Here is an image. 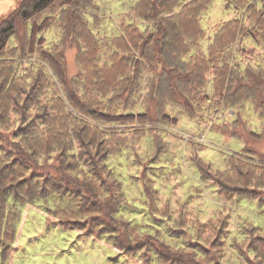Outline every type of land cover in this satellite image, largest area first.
Masks as SVG:
<instances>
[{"label":"rangeland","instance_id":"374dc122","mask_svg":"<svg viewBox=\"0 0 264 264\" xmlns=\"http://www.w3.org/2000/svg\"><path fill=\"white\" fill-rule=\"evenodd\" d=\"M26 1L0 0V24ZM136 1L56 0L28 21L16 16L17 33L0 52V173L8 183L27 176L24 182L32 186L37 177L35 187L49 189L28 203L9 201L19 217L11 242L0 233V264H264L263 148L258 145L259 155L248 156L242 141L214 132L231 130L239 114L250 130H263L252 103L229 106L219 97L224 87L216 84L222 67L240 72L264 67V29L251 10L255 6L259 12L261 2L203 0L198 17L203 36L196 39L193 54L204 52L210 70L191 117L181 116L180 107L162 115L149 100L146 66L141 88L126 109L136 119L105 123L87 110L120 116L132 93L124 91L121 81L128 66L120 57L129 51L115 37L126 35L127 25L139 26L143 35L156 27L132 13ZM192 1L184 0L175 13ZM34 32L32 49L28 38ZM216 39L228 42L212 53ZM49 54L60 59L63 76L47 62ZM110 65L115 67L105 82L102 70ZM131 77L132 67L126 79ZM43 108L70 126L75 156L42 154L25 165L14 136ZM76 125L107 134H99L100 146H113L109 137L116 143L110 154L101 151V173L96 166L90 169L85 154L81 157L82 144L72 132ZM50 130L51 124L39 126L35 136L46 138ZM92 149L90 145L86 152ZM110 168L121 184L109 177ZM58 170L78 182L64 180ZM66 213L79 227H65ZM248 224L262 234L246 231Z\"/></svg>","mask_w":264,"mask_h":264},{"label":"trees","instance_id":"16d2710c","mask_svg":"<svg viewBox=\"0 0 264 264\" xmlns=\"http://www.w3.org/2000/svg\"><path fill=\"white\" fill-rule=\"evenodd\" d=\"M55 2L56 0H28L20 4L13 14L0 24V52L7 47L9 40L17 33L15 25L17 19L15 18L18 14H21V16L28 21L36 14L48 9ZM183 2L184 0L136 1L135 5L132 6V13H135L136 18L146 22H152L150 25L156 27L153 29L152 33L143 35L139 30H142V28H138L139 26L127 25V34L125 35L123 33L115 37V43L120 44L123 50L129 51L127 55H121L120 57L121 64L125 60V64L128 66L125 67V75L123 77L121 75L124 91H132V93L130 92V100L126 101L125 112H122L120 116L117 115L118 117L111 112L102 113L99 111V113L97 110L91 109L87 110V113H97L99 120L105 123L125 124L133 122L136 117L128 114L126 109L127 106L131 105L129 103L133 102L136 98L137 94L134 95L135 91L141 88L140 80L143 79V72H145L146 66L149 67V76L146 80V85L149 89V100L156 103L158 110L163 116L168 115L167 108L180 107L183 111V113H180L181 116H190L188 114L193 113L195 107H199L198 105L200 104L197 101L198 92L206 85L208 79L207 74L210 70L207 55L204 52L193 54V51L197 48L196 39L200 35L201 37L203 36V32L201 33L200 30L202 28L201 24L198 22L200 12L203 11L201 6L203 0H194L189 5H184L181 11L175 13V10L179 6H182ZM260 2L261 10L259 12H257L258 9L255 6L251 10L256 13V19L260 20L262 25L261 28L264 29V0H260ZM128 18L133 19L131 16ZM223 34L224 32L221 35ZM31 37L28 38L31 40L30 47L34 49L37 33H31ZM76 40L80 42L79 38H76ZM129 40L134 43L136 51L131 46L132 43ZM227 42L226 40L219 41L216 39L215 44L212 46V53H216L218 49H221ZM60 53L61 52H58V54ZM187 56L189 60H187ZM46 59L58 75L63 76L60 59L51 54H49ZM163 63L165 65H163ZM114 65L104 66L102 73L104 76L106 74V76L102 78L103 81L106 82L108 73L115 67ZM130 67H132V77L127 80V70ZM217 76V86L220 87L221 85L222 88L224 87L219 91L221 100L224 99L226 104L231 107L241 104L239 108L247 102L252 103L255 111L259 114V118L264 122V67L256 71V69L249 66L244 71L240 72L238 69L231 70L226 66L220 69ZM32 88L37 89V86L32 85ZM42 110V114H36L30 122L26 123L24 126H20V131L16 132L14 137L16 139L15 143L18 144L15 146V148H17V155L23 159L25 165L32 164V156L39 155L35 157V159L38 160L39 157H42V154L49 153L50 157L54 152H59L62 154V158L65 155L66 158H70L69 160H71L75 154L73 152V144L72 146H70L71 144L69 145L70 126L65 124L63 118H60L58 115L51 117L50 112H47L48 109L43 108ZM241 118V114H239L231 130L229 128H220L214 130V132L222 131L230 135V137H235L242 141L244 144L243 152L248 156H258L259 153L256 147L261 145L263 148L262 154L264 155V127L262 132L258 134L250 130L248 125L243 122ZM169 119L170 118L167 117L163 118L167 123ZM29 123H32V127L28 126ZM48 124H51L52 129L50 130L49 136L37 139L35 136V134L38 133L37 128L39 126L46 127ZM72 132L75 138L82 144L80 148L81 157L85 154V157L82 158H85L90 169L92 166H96L95 171L100 170V173L101 170L104 171L105 169L99 166L103 161L101 151L104 149V154H110V152L117 147L113 139L110 137L106 138L107 141L109 140L108 143L113 146H105L104 142L101 146L100 144L102 142L96 144L99 134L102 133L96 129L91 130L90 125H76L73 127ZM43 133L44 132H39L38 136H42ZM102 135L107 136V134ZM39 140L42 141L43 144H36ZM85 144L86 146L84 147ZM90 145L94 150L92 149L86 152V148ZM120 147L122 148L123 146ZM68 154L69 156H67ZM8 164L9 163L6 165ZM200 165L202 164H199L198 168H201ZM79 169L83 170V167L80 166ZM58 171L64 180H75L70 173L62 174L61 170ZM108 175L110 178L114 179V182L121 184L115 177L111 168L109 169ZM26 179L27 176H21L18 177L17 180L9 181L8 183L5 175L0 173V194L3 195V198L0 200V228L2 227V232L0 230V233L5 241L9 240V242H11L14 239L15 222L19 217V212L16 209H9V201L13 200L17 202V204L28 203L35 198L45 197L49 189L46 187V190H44L42 188L43 186H40V189L35 187L39 183V178L37 177L34 181V186H32V182H24ZM226 184H228V181H226ZM62 219L65 220L66 228L79 227L77 220L68 213H66L65 218ZM248 226L245 227L246 231L249 229V232L258 231L259 235L262 234L260 228L256 225L248 224ZM131 239L132 237L129 235V241ZM1 243L3 244L4 242L1 241ZM130 248H132V246H130ZM125 250L128 249H124L123 252L130 254L135 252L133 250Z\"/></svg>","mask_w":264,"mask_h":264}]
</instances>
